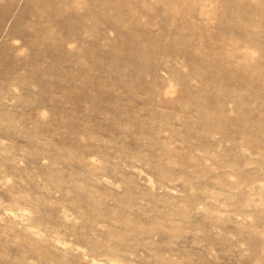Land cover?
Instances as JSON below:
<instances>
[{"label": "rangeland", "instance_id": "1", "mask_svg": "<svg viewBox=\"0 0 264 264\" xmlns=\"http://www.w3.org/2000/svg\"><path fill=\"white\" fill-rule=\"evenodd\" d=\"M0 264H264V0H0Z\"/></svg>", "mask_w": 264, "mask_h": 264}]
</instances>
